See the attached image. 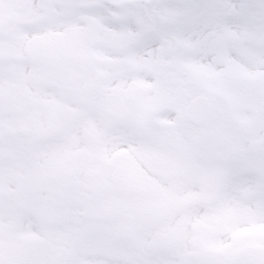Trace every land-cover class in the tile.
Instances as JSON below:
<instances>
[{
	"label": "snow or ice",
	"instance_id": "snow-or-ice-1",
	"mask_svg": "<svg viewBox=\"0 0 264 264\" xmlns=\"http://www.w3.org/2000/svg\"><path fill=\"white\" fill-rule=\"evenodd\" d=\"M0 264H264V0H0Z\"/></svg>",
	"mask_w": 264,
	"mask_h": 264
}]
</instances>
